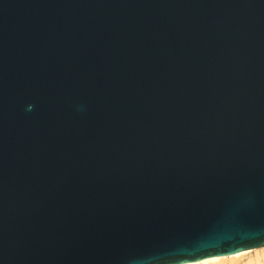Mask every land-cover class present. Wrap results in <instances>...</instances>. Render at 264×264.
Returning <instances> with one entry per match:
<instances>
[{
	"label": "water",
	"instance_id": "95a60500",
	"mask_svg": "<svg viewBox=\"0 0 264 264\" xmlns=\"http://www.w3.org/2000/svg\"><path fill=\"white\" fill-rule=\"evenodd\" d=\"M262 246L264 0H0V264Z\"/></svg>",
	"mask_w": 264,
	"mask_h": 264
},
{
	"label": "bare ground",
	"instance_id": "6f19581e",
	"mask_svg": "<svg viewBox=\"0 0 264 264\" xmlns=\"http://www.w3.org/2000/svg\"><path fill=\"white\" fill-rule=\"evenodd\" d=\"M183 264H264V246Z\"/></svg>",
	"mask_w": 264,
	"mask_h": 264
}]
</instances>
